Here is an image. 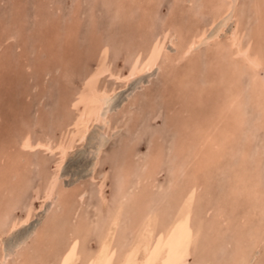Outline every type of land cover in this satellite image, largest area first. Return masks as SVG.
Segmentation results:
<instances>
[{
  "label": "rangeland",
  "instance_id": "374dc122",
  "mask_svg": "<svg viewBox=\"0 0 264 264\" xmlns=\"http://www.w3.org/2000/svg\"><path fill=\"white\" fill-rule=\"evenodd\" d=\"M233 1L0 0V264H62L75 246L87 264L113 221L120 264L142 220L159 237L192 188L182 264H264V63L231 60L233 31L264 56V0ZM92 84L117 103L81 141ZM26 135L74 142L64 161Z\"/></svg>",
  "mask_w": 264,
  "mask_h": 264
},
{
  "label": "bare ground",
  "instance_id": "6f19581e",
  "mask_svg": "<svg viewBox=\"0 0 264 264\" xmlns=\"http://www.w3.org/2000/svg\"><path fill=\"white\" fill-rule=\"evenodd\" d=\"M237 1L238 0L233 1V3L231 4V8H230L231 10L235 9V7H236L235 5L237 4ZM220 31L221 30L217 31L216 33H214L213 35H210V36L206 35L207 32L202 31L203 33L201 35L191 37L189 39V41L187 42V44L184 46L183 50L178 55L177 60H179V61L182 60L184 57H186L188 54H190L195 48L197 49L198 46L205 44V43H208V42H210V40L218 38L220 36V33H219ZM231 33H232V36H231V44L232 45L231 46L233 48L231 50V52H233V55L232 56L230 55L232 57L231 60L234 63V62H236V58L238 57L239 63L241 64V66H243V65L245 67L247 66L256 74V71L259 69L260 65L262 66V63H264L262 60V58L264 56L262 57V55H263L261 52L262 50H260L261 47L259 46L260 47L259 53L261 55L259 53L258 54L254 53L255 49L252 48V45L242 44L241 38L239 37V31L238 32L233 31ZM157 61H158V56H151L149 58V60L146 62V64L144 65V68L150 70L151 68L154 67V65L157 63ZM227 61L229 62L230 60H227ZM232 65H237V64H232ZM233 68L234 67L232 66V68H230V69L233 70ZM138 70H133L132 72H130V76L128 78L130 79L133 75H135L137 73ZM239 73H241V72H239ZM221 75H223V73ZM97 87L95 86V84H92L90 86V90L88 92L87 99L85 102L86 103L85 108H84L83 112L81 113L80 118L78 120L79 126H80V131H79L80 134L78 137H79V140H81V141L86 139V138H87L86 140H88V137H86V136H87L89 130L91 129V125L93 122L103 121L104 125L107 124L106 116L110 111L113 110V107H111L113 105V103H117V102L113 101L115 99V97L110 96L115 91V89L109 90L108 88H105V87H103V88H97ZM113 87H115V86H113ZM113 87H111V88H113ZM235 90H237V88ZM233 95H235V96H233ZM239 95L240 94H238L237 92H235V94H232V98H230V100L227 99L228 100L227 104L232 106V104L234 102L235 103L237 102ZM118 102H119V100H118ZM115 106L116 105H114V107ZM231 106H229V107H231ZM223 109H225V112L227 113V111H228L227 108L225 107ZM104 134H106V133H104ZM104 140H106V139L104 138ZM62 141H64V140H62ZM73 142L74 141H72L70 143L71 145L67 144V143L66 144L60 143L58 146L54 147L50 141H48L46 143H44V142H35L34 143L31 139V137L29 135H26L22 140L21 146L24 150L33 149V148H36L37 146H43V147H45L51 151H55V149L59 148L62 150L64 161H65V158H66L69 150L71 149ZM100 145H101V143H100ZM79 157H81V155ZM79 157H77V158L79 159ZM78 161H80V160H78ZM72 169H74L72 171V172H74L75 168H72ZM84 171H85V169H84ZM67 172H69V171H67ZM76 174H79V173H76ZM51 178H53L54 181H52L53 184L50 185L51 187L49 188L48 192L46 193L49 198L52 197V195L54 194V191L56 189V182L55 181H57L58 175L53 174L51 176ZM192 190H194V188H192L189 191V193L186 195L185 200H184L183 204L181 205L176 217L166 227L164 232L159 237L158 236L155 237V234H154L155 233L154 232L155 227H156V218L153 217L152 215H147L142 220V222L140 223V225L137 228L135 240L129 246V248L124 252L122 259L120 261V264H182L183 262H185V261H183L185 258V253H186L185 250H186V248H188V245L190 244L191 240L194 239V237L192 238V236H191L192 239H190V237H188L187 233H186L188 222H189V215L191 214L190 211L192 208V201H193V197H194ZM115 222L113 221L112 223H110V226L108 227V231L106 232V234L104 236V240H103L101 246L99 247L98 251H96L90 258H88L89 260H88L87 264H113L114 263L115 251L112 249L111 241H112V237L114 235V232L116 231L115 230ZM22 236H23V233H22ZM75 247H73V248L71 247L70 250H68V252L65 254L66 255L65 258L63 257L64 261L62 264H76L77 263L78 258H79V252L77 251L78 249L76 250ZM8 256L5 257L3 264L7 263L6 261H7Z\"/></svg>",
  "mask_w": 264,
  "mask_h": 264
}]
</instances>
